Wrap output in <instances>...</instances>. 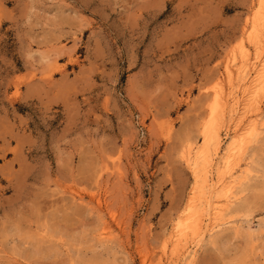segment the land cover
<instances>
[{
	"label": "rangeland",
	"instance_id": "obj_1",
	"mask_svg": "<svg viewBox=\"0 0 264 264\" xmlns=\"http://www.w3.org/2000/svg\"><path fill=\"white\" fill-rule=\"evenodd\" d=\"M261 11L264 0H0V264H171L202 216L215 228L179 264H264V84L246 83L242 125L229 100ZM214 107L232 125L221 155L238 143L211 193L187 151Z\"/></svg>",
	"mask_w": 264,
	"mask_h": 264
},
{
	"label": "bare ground",
	"instance_id": "obj_2",
	"mask_svg": "<svg viewBox=\"0 0 264 264\" xmlns=\"http://www.w3.org/2000/svg\"><path fill=\"white\" fill-rule=\"evenodd\" d=\"M257 15L258 16L254 20L255 23L252 22L254 24L253 25V28L254 29L252 28L253 30H252L251 34L249 35L250 38H248V39H250L251 44H253V46L252 45L251 46L254 47V50H255L254 61H253V59L250 58V54H248V53L247 54H244L245 57H243V62H245V63H243L244 65L241 63L243 66H240V68L235 72V74L237 73V76L235 78H238L239 80L241 78L242 81L240 80V83L239 82L238 83L234 82V83L231 84L232 85L231 86L232 87L231 88L232 89L231 90V98L229 99L230 100V104H231V106H230V115H231V119L233 121H237V123H241V125L244 123V121L246 119H248L250 117L249 116L248 109H246V102H245L248 98H250V97H248L249 96V93L252 94L251 97H253L255 95L254 97H258V99L261 97V94H260L261 92L264 95L263 90H262L263 87H262V89L260 88L261 91L260 90H257L255 92L253 91V88L254 87H252V92L249 91L251 88L250 89H248L249 87L246 88V85H247L246 83H249V81H251L252 78H253V84H255V87H257V85H256L257 83H262L263 82L261 84L262 86L264 84V35H263L264 33L262 34L263 37L261 36V33H262L261 32V29L264 28V12L261 11ZM248 29H250V28L248 27ZM247 32L248 31H244L245 35L247 34ZM249 32H250V30H249ZM234 60H236V59H234ZM248 60H251V61H248ZM254 75H256V76L254 77ZM249 84H251V82ZM253 92H254V95H253ZM215 100H216V98H215ZM249 101H250V99H249ZM217 103H218V101H217ZM250 105L252 107L253 103L252 104L250 103ZM250 105H249V107H250ZM217 106H218V104H217ZM218 107H214L213 108V121H211L209 124H207L205 126V128H204V133H203V136H204V144H203V146L198 147L195 151L193 149H189V151H187L188 152V160L191 162V165H193V167L195 169V175L197 177L196 180H198L200 182V186L202 188H206L207 187L209 189V192H211V193L216 188L215 187V184L218 183V185H220L219 183L222 182V176H221L222 172L219 171L218 174H217L218 169H216V166L215 165H218L217 163H219L221 160H224V159H225V162L227 164H229V161H230L229 160V155H230L231 151L233 149H235V147L237 146V143H238L234 135L230 136L231 137V140L228 143L229 146H227L228 147L227 153L229 152V154H227L226 157L223 156L224 154L221 155V149L222 150L225 149V148H223V143H224L223 142L224 141L223 133H224V130L226 131L225 132V136L226 135L228 136L229 135V132L231 131L230 128L232 127V125H229V126H226L225 125L226 128L224 130H223L224 127L221 126V125H219L221 111L219 110ZM226 107H228V106H226ZM263 110L260 111V108L256 110V112L252 115V116L255 117V120H257V118H259V117H261L263 115V112H262ZM251 113H253V112H251ZM252 123L254 124V120L251 121V125H252ZM241 125H239V126H241ZM235 127H237L236 124H235ZM250 128H253L254 129L253 125ZM234 132L237 133V131H234ZM223 153H225V151H223ZM218 158H220V160L217 162ZM230 166H229V168H230ZM215 171H216V174L218 175L217 178H216V176L214 174ZM248 171H249V169H248ZM224 173H225V169H224ZM231 178H229V179L231 180ZM232 180H233V181H231L232 183H234L236 181L235 178H233ZM232 183H230V184H232ZM95 199H97V198L95 197ZM97 202H98L99 205L102 204V201L100 199H98ZM207 204H208V202H207ZM209 207H210V205H209ZM190 209H192V207H190ZM209 210H210V208H209ZM199 217L196 216V220ZM207 217H209V216H207ZM204 218L202 216L201 218H199L201 220L200 223H197L196 225L193 224V228L194 229H193V233H192L191 237L185 241V243L182 246V249L179 248L178 250H176L177 252L175 253L174 257L171 258L172 261L173 260H175V261H174V263H172V261H171L170 262L171 264H179V263H181V261H185L187 259H190V258L192 259V258L195 257L196 252H197V249H198V247L200 245L199 243L201 241H203V234L206 232L205 225L206 226L207 225H210L209 223L208 224H205L206 222H205V219ZM186 219H184V220H186ZM193 220H195V219H193ZM182 222H184V221H182ZM214 228H215V225H212L210 227V229H207V231H212V230H214ZM178 236H180V235H178ZM169 261H170V259H169ZM188 263H189V261H188Z\"/></svg>",
	"mask_w": 264,
	"mask_h": 264
}]
</instances>
